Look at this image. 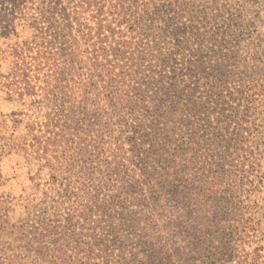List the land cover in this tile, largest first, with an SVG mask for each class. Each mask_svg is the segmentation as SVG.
I'll return each mask as SVG.
<instances>
[{
    "label": "trees",
    "instance_id": "16d2710c",
    "mask_svg": "<svg viewBox=\"0 0 264 264\" xmlns=\"http://www.w3.org/2000/svg\"><path fill=\"white\" fill-rule=\"evenodd\" d=\"M10 2L4 10L12 20L34 30L24 45L47 66L56 110L48 118L51 124L58 112V130L46 149L63 154L69 177L61 205H69L67 226L78 237V246L60 244L58 219L26 221L24 264H227L231 254L222 255L240 222L227 232L225 220L193 202L190 186L188 41L177 33L175 41L162 39L145 13L129 18L123 0ZM242 131L241 123L232 134ZM233 153L229 146L212 165L225 170ZM223 180L205 183L216 193ZM60 211L53 215L63 217Z\"/></svg>",
    "mask_w": 264,
    "mask_h": 264
},
{
    "label": "rangeland",
    "instance_id": "374dc122",
    "mask_svg": "<svg viewBox=\"0 0 264 264\" xmlns=\"http://www.w3.org/2000/svg\"><path fill=\"white\" fill-rule=\"evenodd\" d=\"M123 4L129 18L145 13L162 39L175 41L177 33L188 41L193 202L197 199L206 206L211 218L225 220L227 232L240 222L241 232L231 238L233 248L222 255L231 254L227 264H264V0H123ZM4 6L12 3L0 0V32H8L0 33V258L24 264L27 239L20 227L26 221L44 219L45 226L58 219L59 233L53 239L60 244L78 246V237L67 226L69 205H61L69 177L63 154L57 152L56 157L46 149L51 130H58V112L51 116L52 125L48 118L56 110L47 96V66L23 43L34 30L19 18L13 21ZM16 47L20 54L14 56ZM241 123L245 131L233 135ZM215 133H221V139ZM229 146L234 153L225 157V170L213 166L215 156L223 161ZM49 157L52 162L47 163ZM213 177L226 183L213 188L216 193L205 183ZM58 206L63 217L56 218Z\"/></svg>",
    "mask_w": 264,
    "mask_h": 264
}]
</instances>
